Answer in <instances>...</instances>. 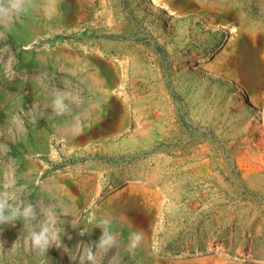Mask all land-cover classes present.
<instances>
[{
	"label": "rangeland",
	"instance_id": "obj_1",
	"mask_svg": "<svg viewBox=\"0 0 264 264\" xmlns=\"http://www.w3.org/2000/svg\"><path fill=\"white\" fill-rule=\"evenodd\" d=\"M263 23L264 0H0V264L264 260Z\"/></svg>",
	"mask_w": 264,
	"mask_h": 264
},
{
	"label": "water",
	"instance_id": "obj_2",
	"mask_svg": "<svg viewBox=\"0 0 264 264\" xmlns=\"http://www.w3.org/2000/svg\"><path fill=\"white\" fill-rule=\"evenodd\" d=\"M245 92V91H244ZM243 101L248 104L247 95L244 96ZM261 111V108H259ZM252 114H256L255 111H251ZM256 116V115H255ZM254 180V178H250L245 181L246 186H250V183ZM172 264H264V260L262 259H249V260H234L228 259L226 256L218 253L215 248H212L209 251L197 252L193 255L186 256L183 259H180L177 262Z\"/></svg>",
	"mask_w": 264,
	"mask_h": 264
},
{
	"label": "bare ground",
	"instance_id": "obj_3",
	"mask_svg": "<svg viewBox=\"0 0 264 264\" xmlns=\"http://www.w3.org/2000/svg\"><path fill=\"white\" fill-rule=\"evenodd\" d=\"M162 2H170V0H161ZM207 25V24H206ZM263 27L262 28H264V23H263V25H262ZM211 27H213L212 25H211ZM215 27V26H214ZM214 69L217 71V73L218 74H222V71H221V68H220V65H217V66H214ZM227 77V79L229 78V79H231L232 78V76H230V75H228V76H226ZM232 81H233V84L236 86V88L237 89H239L238 87H239V84H238V80L236 79V78H232ZM4 94H7V92L5 91L4 92ZM239 94H242V98H244V96H246L247 95V97H248V104H249V106L251 107H254V106H256V103L254 102V100H253V98H252V96H250V95H248L246 92H244V91H242V93H239ZM258 106H257V108H255V109H253L256 113L259 111L258 110Z\"/></svg>",
	"mask_w": 264,
	"mask_h": 264
}]
</instances>
